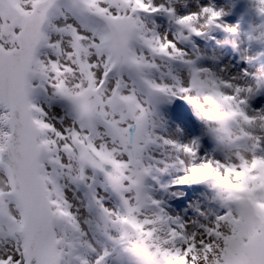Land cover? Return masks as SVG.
I'll return each mask as SVG.
<instances>
[{
  "label": "snow or ice",
  "instance_id": "1",
  "mask_svg": "<svg viewBox=\"0 0 264 264\" xmlns=\"http://www.w3.org/2000/svg\"><path fill=\"white\" fill-rule=\"evenodd\" d=\"M160 11L170 12L152 0H0V264H147L166 213L146 183L160 172L150 154L158 105L206 107L193 74L205 69L185 85L166 63L184 53L139 15ZM163 143L192 157L189 170L175 155L188 173L179 184L209 163H196V141ZM221 210L199 222L203 236L171 217L179 264H264V215L241 229L235 210Z\"/></svg>",
  "mask_w": 264,
  "mask_h": 264
},
{
  "label": "bare ground",
  "instance_id": "2",
  "mask_svg": "<svg viewBox=\"0 0 264 264\" xmlns=\"http://www.w3.org/2000/svg\"><path fill=\"white\" fill-rule=\"evenodd\" d=\"M208 1L206 4L203 0H152V6L172 10L176 17L189 15L192 12L198 11L199 8L209 5V3L214 5L217 10H221L214 0ZM237 8L238 12L230 10V16L226 15L222 10L224 14L217 21V24L220 26L213 28L201 36L189 35L187 30L181 29L173 17L168 15V11L140 13L139 15L150 35L154 34L162 41L167 39L174 43L184 53V60L191 61L196 69H205L203 65L204 59L201 58L198 51L202 50L207 53V59L210 62L212 60L215 61L216 71L211 70L212 72H227L230 77L237 75L244 76L249 81V84L254 87L253 93L247 98L244 111L250 116L256 113L264 115V74L260 71L264 68V43L250 39V36H255L258 30L257 21L264 20V18L258 13L255 0H241ZM242 15H248L249 23L241 18ZM181 34L182 38L178 39V37H181ZM202 40H206L210 44L209 50L200 46ZM250 43L253 45L250 46ZM229 50L231 51V55ZM166 63H168L173 73L186 85L190 78L188 66L181 61ZM236 64H238L237 68L235 67ZM174 68H180L183 71L176 72ZM245 73H247V76L244 75ZM240 83L242 82L238 81V85ZM177 104L173 99L169 102L166 98L164 102L158 105L159 120L157 121L158 127L155 129L156 135L163 141L166 135L170 141H176L178 144H191L193 141H196L198 144V159L196 163L209 159L210 156L207 154L205 156L204 154L208 152L207 149L214 142L205 134L203 121L200 118H195V116L198 117L197 112L193 111L194 106L189 103H179L177 107H184L182 110H184L185 120L184 118H179V121L175 120L174 117H178V110L175 108ZM168 122H171L172 125L165 128L164 125ZM203 138H205V144L201 145ZM161 140L158 141L157 145L151 147L150 154L157 161L156 167L163 170L166 164L172 162V156ZM261 147L264 148V141H261ZM214 151L216 153L215 159L223 162L221 156L216 151V146ZM159 162L160 164L158 165ZM187 174V172L182 173L177 169L169 168L167 171L154 172L153 175L156 179L152 180L150 178L146 183L149 186L150 194L161 203V207L165 208L164 211L170 217L177 218L189 228H194L193 221L200 222L204 220L199 213H205V215H208L209 220H211L213 219V214H221V212L219 211V206L212 202L214 194L206 184L192 182L179 184L176 182ZM203 196L207 199L204 202V207L201 200ZM196 202L197 204L194 208L193 205ZM192 207V213L187 216L186 212Z\"/></svg>",
  "mask_w": 264,
  "mask_h": 264
},
{
  "label": "clouds",
  "instance_id": "3",
  "mask_svg": "<svg viewBox=\"0 0 264 264\" xmlns=\"http://www.w3.org/2000/svg\"><path fill=\"white\" fill-rule=\"evenodd\" d=\"M255 6L260 15H264L260 9H264L261 0H255ZM215 12L220 16H214L212 12H203L202 8L186 16L192 19L183 24H177L181 29L187 30L189 35H194L192 29L199 31L202 35L216 27L217 21L224 14L209 3ZM175 22L182 17L174 16L172 10L168 12ZM256 31V30H254ZM250 39L264 43V32H259ZM162 62L167 56L168 50H158ZM176 61L185 63L189 70L195 69L191 61H185L184 56L175 52L172 54ZM171 62V61H169ZM195 87L200 95L205 97L206 107L197 110V115L202 119L205 126V134L211 138L216 146V151L221 156L222 165L216 164V159L209 158L208 164L201 162L199 171H192L195 179L189 182L206 184L213 192L212 202L220 209L231 208L236 211L243 221L241 229L248 228L252 222L257 221L264 212L259 208L264 203V148L258 146V142L264 141V119L260 113L248 115L244 111L247 98L253 93L254 87L244 76H228L227 72L214 73L205 69L201 72H194ZM238 81L242 82L238 85ZM239 87V91L237 88ZM175 153L183 157L187 162L189 170L193 163L192 157L183 147H178ZM177 156H174L171 164L163 170L181 167ZM226 166V167H224ZM205 222L209 217L201 212ZM166 213L161 215L153 225V231L157 234L156 247L149 254L147 249L142 251L143 259L147 264H179L183 259L181 254L176 253L177 246L181 243L179 235L173 236L169 226L176 224ZM194 228L188 227L186 235L196 234L203 236L200 231L199 222L193 221ZM234 227L231 217L228 221L220 223V229L228 234ZM183 229L180 232L183 233ZM215 246V245H214ZM173 254H169V253ZM200 255H203L201 252Z\"/></svg>",
  "mask_w": 264,
  "mask_h": 264
},
{
  "label": "rangeland",
  "instance_id": "4",
  "mask_svg": "<svg viewBox=\"0 0 264 264\" xmlns=\"http://www.w3.org/2000/svg\"><path fill=\"white\" fill-rule=\"evenodd\" d=\"M204 1V3H208L209 1L208 0H203ZM214 2L215 3H217V6L221 9V10H223L224 12H225V14L226 15H228V16H230L231 15V11L230 10H232V11H237V5H238V3L239 2H241V0H214ZM238 12V11H237ZM261 17L262 18H264V15H261ZM241 18H243V19H245L247 22L249 21V17H248V15H242L241 16ZM258 22V30L256 31V35L259 33V32H264V20L262 19V20H260V21H257ZM249 23V22H248ZM206 37H207V35H206ZM251 45H253L252 43H250V46ZM201 48V47H200ZM206 50H209V49H206ZM199 51V53H200V56H201V58L202 59H204L203 60V65H204V68L205 69H208L209 71H211V70H214V72L216 71V69H215V61H211L210 62V60L209 59H207L208 58V55H207V53L206 52H204V51H202V50H198ZM262 51V50H261ZM258 53H262V52H258ZM177 65H179V64H177ZM237 66H238V64H236L235 65V67L237 68ZM174 69H176V72H178V71H183V70H181L180 68H174ZM263 74H264V68H262V70H260ZM212 72V71H211ZM184 73V72H183ZM178 74V73H177ZM186 100V99H185ZM177 103H182V102H177ZM183 103H185V104H187L188 102H187V100L185 101V102H183ZM190 104V103H189ZM176 108V107H175ZM178 108V107H177ZM193 108V107H192ZM182 109H184V107H180L179 108V110H182ZM193 111H195V113L197 112L196 110H195V108H193ZM178 115H182L181 113H178ZM189 117H191V116H189ZM195 118H200L199 116L198 117H196L195 116ZM174 119L176 120L177 118H175L174 117ZM201 119V118H200ZM202 120V119H201ZM171 122H168V123H165V128H168V127H171ZM163 132V131H162ZM165 140H168V141H170V139L165 135ZM161 140V139H160ZM161 142H163V140H161ZM172 143H175V144H178V142H176V141H171ZM203 144H205V138H203V140H202V143H201V145H203ZM166 146V149H167V151L171 154V156H172V159H173V157L176 155V153L174 152V150L172 149V147H171V145L170 144H168V145H165ZM205 151H206V149H204ZM208 150V152H206L204 155L206 156V154L207 155H209L210 156V158H212V159H215V155H216V153H215V145L213 144V143H211V145H210V148L209 149H207ZM154 158V157H153ZM154 161H156V159L154 160ZM157 162V161H156ZM160 164V162L158 163V165ZM161 164H162V162H161ZM168 164H171V162L170 163H168ZM173 169H177L179 172H182V173H185L186 171L184 170V169H181L180 167H175V168H173ZM190 195H192V194H190ZM202 204H203V207L205 206L204 205V202H206V198L203 196L202 197ZM197 202H198V200H197ZM197 202L193 205V207L195 208L196 207V204H197ZM170 207L171 208H173V206L172 205H170ZM193 207L188 211V212H186V215L188 216L190 213H192V209H193ZM174 209V208H173ZM164 210H165V208H164ZM203 210H204V208H203ZM202 210V211H203ZM216 211H217V209H215ZM219 211L221 212V214H223V212H222V210L219 208ZM169 212H171V211H169ZM196 220H197V218H196ZM200 223H206L204 220H201L200 221Z\"/></svg>",
  "mask_w": 264,
  "mask_h": 264
}]
</instances>
